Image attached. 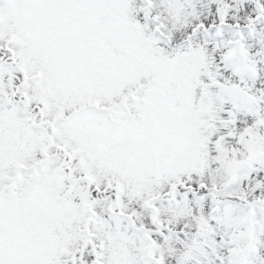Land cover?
<instances>
[{"label": "snow or ice", "instance_id": "obj_1", "mask_svg": "<svg viewBox=\"0 0 264 264\" xmlns=\"http://www.w3.org/2000/svg\"><path fill=\"white\" fill-rule=\"evenodd\" d=\"M0 264H264V0H0Z\"/></svg>", "mask_w": 264, "mask_h": 264}]
</instances>
